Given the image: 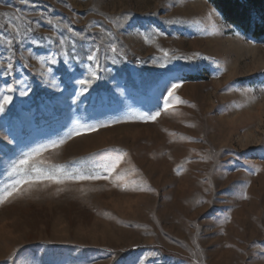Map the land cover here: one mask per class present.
I'll list each match as a JSON object with an SVG mask.
<instances>
[{
  "label": "rangeland",
  "instance_id": "rangeland-1",
  "mask_svg": "<svg viewBox=\"0 0 264 264\" xmlns=\"http://www.w3.org/2000/svg\"><path fill=\"white\" fill-rule=\"evenodd\" d=\"M173 83L184 103L165 111ZM9 86L0 191L28 153L61 139L36 167L108 178L20 185L0 204V264H264V40L209 0H0Z\"/></svg>",
  "mask_w": 264,
  "mask_h": 264
},
{
  "label": "snow or ice",
  "instance_id": "snow-or-ice-1",
  "mask_svg": "<svg viewBox=\"0 0 264 264\" xmlns=\"http://www.w3.org/2000/svg\"><path fill=\"white\" fill-rule=\"evenodd\" d=\"M211 15V13L209 14ZM257 19L259 20V23L264 24V16H261L259 18L253 17V16H249V22L250 23H256ZM16 35H18L19 33L16 32ZM63 43V42H61ZM13 44V40L12 39H6L5 40V45L6 46H11ZM110 51L113 53L117 52V48L115 45H111L110 46ZM161 51L163 52V58L165 60H172V59H184V60H192L194 59V57H188V56H181V57H177L175 55L170 56L167 50L161 49ZM50 64L54 65L56 64V59L55 57H47L45 58ZM87 59L89 61H92L94 64H96L97 68L99 67V63H98V56L96 55L95 52L90 53L87 56ZM113 62L115 63V59H113ZM43 63V61H42ZM27 66V65H26ZM160 67H166V65L164 63L160 64ZM7 71L10 74L12 69H13V65L12 63L9 61L6 65ZM47 71L51 74L52 69L48 68ZM178 70L175 69H169L170 74H172L173 79H179V77L176 75V72ZM179 71H183V69H180ZM97 72L96 71H90L89 73V77L87 78H81V79H75L74 83L79 85V91L76 92L75 94L77 96L82 95L84 92H86L88 90V87L91 86L92 82L94 79H97ZM181 85L179 83H173L171 85V89L168 91V97L165 98V103H164V109L165 111L168 110V108L171 106L172 103L174 102H179V103H184V101H182L180 99L179 96L176 95V89L179 88ZM58 87V85H57ZM15 89L11 86L7 87L4 90H0V113H3L5 111L6 106L11 103L12 101V96L10 94H6V93H11L13 92ZM28 94V90H24L20 92L21 96H25ZM170 98V99H169ZM193 107H195L193 105ZM160 115V112L157 111L154 114L151 115H143L139 118L144 119V120H156V118ZM102 127L104 125H101ZM95 126H89V128L87 129H76L75 130V134H80V131H88V130H92V128H94ZM73 133H68L67 138L70 139ZM65 143V139H61L59 141H53L51 144L49 145H43L40 148L34 149L33 152L28 153L24 159H21L19 161V165L17 166V171L24 173V175L18 179L13 181V183L11 185H6L5 188L3 189V191H0V204H3L5 201L8 200L9 197L13 196L14 194H21V190H20V185L23 184H33L35 182V180H39L41 178L44 179H48V180H53L56 183H63V179H77V180H90V179H107V176L101 177L99 175L96 176H83V175H78L76 177H70V176H65L63 179L58 177L55 173H46L44 171H42L41 169H39L38 167H36L35 161H34V157L38 156L41 152L45 151L46 149H48L49 147H55L57 146V144H63ZM123 160V156H116L114 158H109L108 163H106L104 165V170L105 172L108 173V175H112L118 165L121 163V161ZM29 165H31L29 167ZM255 168V166H253ZM256 171H258L259 169H255ZM31 172H35L36 175L35 177H33L32 175H30ZM122 177L117 176L116 179L119 180ZM244 198H247L246 195H244Z\"/></svg>",
  "mask_w": 264,
  "mask_h": 264
},
{
  "label": "trees",
  "instance_id": "trees-1",
  "mask_svg": "<svg viewBox=\"0 0 264 264\" xmlns=\"http://www.w3.org/2000/svg\"><path fill=\"white\" fill-rule=\"evenodd\" d=\"M226 21L251 35L257 40H264V24L249 22V16H264V0H209Z\"/></svg>",
  "mask_w": 264,
  "mask_h": 264
}]
</instances>
